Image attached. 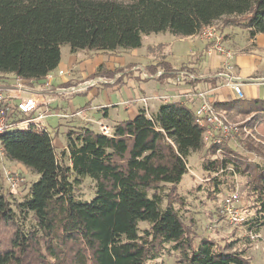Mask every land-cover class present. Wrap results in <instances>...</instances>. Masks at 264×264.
<instances>
[{
    "label": "trees",
    "instance_id": "16d2710c",
    "mask_svg": "<svg viewBox=\"0 0 264 264\" xmlns=\"http://www.w3.org/2000/svg\"><path fill=\"white\" fill-rule=\"evenodd\" d=\"M218 21L254 39L264 34V0H0V75L37 83L58 67L62 45L71 53L136 50L143 36L186 38ZM145 70L150 76L161 70L159 82L180 72L166 62ZM118 74L115 84L122 86L127 75L121 68L100 66L90 78L111 80ZM214 106L264 127L262 100L228 98ZM202 133L193 112L176 102L151 115L140 110L115 124L109 135L90 127L71 129L61 155L48 131L29 127L4 135L2 156L38 180L18 202L0 194V264H155L169 251L178 255L177 264H251L234 242H196L175 208L189 156L206 148ZM217 149L221 156L211 161ZM233 150L226 141L208 148L202 168L213 193H221L224 177L245 179L250 216L244 224L259 227L264 225V168ZM87 178L95 197L83 202L75 191ZM141 223L147 228L141 230Z\"/></svg>",
    "mask_w": 264,
    "mask_h": 264
},
{
    "label": "rangeland",
    "instance_id": "374dc122",
    "mask_svg": "<svg viewBox=\"0 0 264 264\" xmlns=\"http://www.w3.org/2000/svg\"><path fill=\"white\" fill-rule=\"evenodd\" d=\"M121 2H130L132 0H119ZM214 26L218 27V30L223 35V22L218 21L214 23ZM175 36L169 33H158L152 34L151 37H145L144 40V48L140 52L142 55L144 53H148L146 50L147 44L156 40L158 42H165L168 44L171 42L173 44V54L176 56L177 60L185 58V50L186 47L183 42H178V40L174 39ZM177 38V37H176ZM167 45H158L153 51L149 52L150 54L156 57V64L160 62H164V58L161 57L163 47ZM62 53V62L63 65L69 67V62L71 58V52L68 45H62L61 48ZM150 50V49H149ZM88 52V50H84ZM121 51V50H120ZM120 51H115L116 54H119ZM78 55H83L82 51H79ZM140 54V55H141ZM145 56V55H144ZM105 57V56H104ZM117 57V56H116ZM126 63L133 64H141L142 68H146L150 63H146V61H135V59L124 58ZM185 60V59H184ZM171 61V60H170ZM152 63V62H151ZM174 63V62H173ZM128 64L126 67H122V73H126L124 81H128V77H131L133 80V84L138 89L140 83H146V91L145 94L147 96L154 90H164V82H159L157 78H149L144 79L139 71H136L134 68L135 65ZM179 63H174L176 67H178ZM155 65V64H154ZM118 69V68H116ZM176 78L170 77L169 82L172 83L173 79ZM1 79V78H0ZM92 78L85 79L82 83L86 81H90ZM79 83V84H82ZM77 84V85H79ZM122 87L120 84H97L93 88L96 90L97 96H91V91H89L88 95L85 93L89 90L82 93L74 94L72 97L67 98L72 101V105L70 107L80 108L84 107L86 103H90L91 106H108L110 112V118L114 119L119 112L120 116L123 117L124 109L123 105L120 104L119 94L122 95L123 99H127L126 91L123 87L121 89H116L115 87ZM134 87V86H133ZM115 90V92H114ZM146 105L140 103L144 107H148V99L146 100ZM65 106L69 108V104L65 101ZM150 105L152 102H149ZM239 108L242 106L241 103L234 102ZM90 116H93L97 119L101 116L100 112L96 110H91ZM100 114V115H99ZM227 117L233 123H241L248 120L249 116L237 115V113H227ZM111 119L108 120V124L114 125ZM47 130L51 134L53 139H58L61 143L66 142L65 135L62 133L64 131V123L57 118L52 117L47 119ZM63 124V125H62ZM93 129L98 131L97 125H93ZM23 130V129H21ZM59 130V133L57 131ZM112 130V129H111ZM67 133V132H66ZM65 133V134H66ZM229 145L234 149L236 155L239 157L255 163L259 164L264 168V127L257 128L256 132H253L252 135L245 136L241 134L236 138L235 141H226ZM58 155H61L60 150H56ZM206 151L203 150L200 153H193L188 158V172L183 176L181 183L178 186V196L176 199L177 203L175 208L178 210L182 220L187 225L191 234L196 236L195 241L197 242L200 238H208L215 240L218 244L224 245L226 243H235V249L237 251L243 252L244 256L251 262V264H264V225L259 227H253L252 224H242V225H232L228 223L227 219L222 214V201L224 196H226L230 190L227 185L234 187L233 190H239V203L237 208L240 211H244L246 213V220L249 221V213H247V205L248 201L244 195L243 187L245 185V179L234 175L233 177H224L222 180L227 181V184L221 185V193H213L212 187L210 185L209 180L211 177L203 170L202 162L206 158ZM62 165H68V157L63 156L61 158ZM6 172L16 173L23 179L22 185L19 188H13L7 181ZM38 180V176L29 172L24 166L21 164H15L14 162H9L6 160L1 152H0V194L6 195L10 201L18 202L20 201L24 195L27 194L31 186ZM167 192V186H165L162 190V195H165ZM75 196L80 201H90L95 197V189L93 183L90 179H85L83 184L76 188ZM180 198H182L180 200ZM163 208L166 207V201L163 202ZM26 221V225H28V220ZM140 229H146L147 224L141 223ZM178 255L172 251L166 252L162 254L160 258L154 261L155 264H177Z\"/></svg>",
    "mask_w": 264,
    "mask_h": 264
},
{
    "label": "crops",
    "instance_id": "0c3cea01",
    "mask_svg": "<svg viewBox=\"0 0 264 264\" xmlns=\"http://www.w3.org/2000/svg\"><path fill=\"white\" fill-rule=\"evenodd\" d=\"M224 43L225 46L229 47L234 53L233 64V79L241 84L243 98L245 101H264V34L257 35L254 39H249L246 31L237 27H225L223 29ZM145 37H142L141 48L136 50H117L120 51L119 54L115 52H93V51H82L83 55H78L80 52L71 53V58L69 62V67L63 65L62 53L61 60L58 67L53 71L56 75L54 85L57 87H71L79 83H82L85 79L90 78L96 73L100 66H104L107 71H113L116 68H124L128 64L124 58L135 59V61H146L150 63L146 66H153L156 64V57L149 52L158 45H167L163 47L161 57L164 58V62L170 64V66L175 71H179L173 82L170 83L169 79L164 82V90H154L149 96L145 94L146 83H140L138 89L133 84L131 77L130 80L123 82L122 87L127 90V99L124 100L122 95L119 94L120 104L123 105L124 115L120 116L117 112L114 119L110 118V112L108 106H91L90 103H86L84 107L74 108L70 107L72 101L63 96H55L44 91H40L39 84L30 83L33 88V95L45 103H49V109L51 110V115L44 121V126L47 128V119L52 117L59 118L66 127L62 133L68 132L71 129L79 127H90L93 129L95 123H101L109 128H113L118 122L133 119L137 116L140 110L146 111L147 115H151L157 112L159 107L166 103H182L186 105L192 112L196 109L198 105V99L196 94L198 92L207 93L210 99L214 103H222L226 99L230 98L232 101L238 99L232 92V90L227 86V80L217 76V73L224 61V58L216 53L210 52V44L199 38L198 35H194L186 38L174 37L178 42H183L186 47L185 58L178 59L173 54V44L169 42H158L156 40L147 44L146 50L148 53L143 55L140 53L144 48ZM150 49V50H149ZM152 53V52H151ZM141 54V55H140ZM145 55V56H144ZM105 56V57H104ZM117 56V57H116ZM185 59V60H184ZM171 60V61H170ZM152 62V63H151ZM179 63L178 67L174 63ZM136 67H141V64H133ZM135 68V67H134ZM63 72V75L59 76L58 72ZM184 71H189L194 74V81H182L179 77ZM0 84L3 89H5L6 95L13 97V102H18L19 100L15 98L26 97L27 94H20L14 89V82L16 80L15 76L12 74L0 75ZM106 79V78H105ZM113 80L109 82L112 85ZM134 86V87H133ZM122 87H115L117 90ZM91 91V96H97V91L94 89H89L85 95H88ZM115 92V90H114ZM148 99V107L141 105V99ZM65 101L69 104V108L65 106ZM149 102H152L151 105ZM76 110L83 111L86 118L92 122H85L78 117H74L73 113ZM91 110H96L101 113L102 117L95 119L90 116ZM64 115V117H63ZM100 115V114H99ZM240 115V114H237ZM113 122L114 125L108 124V120ZM95 122V123H93ZM63 125V124H62ZM94 131H97L93 129ZM48 131V130H47ZM59 133V130L57 131ZM53 145L55 150H60L63 152L66 149V142L61 143L58 139H54ZM207 149L205 148V151ZM18 164V163H15Z\"/></svg>",
    "mask_w": 264,
    "mask_h": 264
},
{
    "label": "built area",
    "instance_id": "2783aa9c",
    "mask_svg": "<svg viewBox=\"0 0 264 264\" xmlns=\"http://www.w3.org/2000/svg\"><path fill=\"white\" fill-rule=\"evenodd\" d=\"M199 38L207 41L210 44L209 51L216 53L224 58V61L217 73V76L227 80V86L232 90L233 94L242 99L241 84L233 79L234 53L229 47L225 46L222 33L218 30V27L211 25L204 27L198 34ZM136 71H139L144 79L159 78L163 72L160 70L154 76H150L148 72L142 67H135ZM58 75H63V72H58ZM121 77V74L115 76L112 84H115L116 80ZM182 81H194L195 76L189 71H184L179 76ZM56 75L54 72L49 73L39 84L40 91L49 93L55 96H63L70 98L74 94L82 93L89 88L95 87L97 84H109L111 80L105 78H95L90 81H86L82 84L71 87H57L54 85ZM14 89L20 94H27L26 97L15 98L18 102H13V97L6 95L5 89L0 84V140L1 138L16 130L27 129L29 127H36L38 129L47 131V128L43 125L44 121L50 116L51 110L49 109V103L38 100L33 95V88L30 84H26L24 81L16 78ZM198 99V105L193 111L195 123L202 129L203 141L206 148L213 146H221L225 141H235L238 136L244 134L246 137L252 135L257 131V127L250 126L248 120L241 123H233L227 117V113L223 110H218L214 106V101L210 99V96L204 92H198L196 94ZM147 99H141V103L146 105ZM74 117H78L85 122H92L85 117L83 111L76 110L73 113ZM64 117V115H63ZM95 123V122H93ZM98 128V132L109 135L111 128L108 126L95 123ZM221 149H217L215 154L210 157L213 161L216 158H220ZM6 178L8 183L13 188H19L22 185L23 179L16 173L6 172ZM239 190L235 189L224 196L222 201V214L227 219L228 223L232 225H242L246 221V213L240 211L237 206L239 203Z\"/></svg>",
    "mask_w": 264,
    "mask_h": 264
}]
</instances>
